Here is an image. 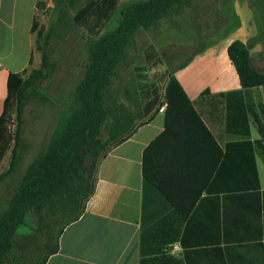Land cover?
Here are the masks:
<instances>
[{"label": "crops", "instance_id": "0c3cea01", "mask_svg": "<svg viewBox=\"0 0 264 264\" xmlns=\"http://www.w3.org/2000/svg\"><path fill=\"white\" fill-rule=\"evenodd\" d=\"M50 2L0 0V118L10 75L35 68L33 27ZM262 2L222 0L223 26L174 72L223 153L190 216L143 176L144 151L165 129L155 89L142 101L148 122L100 161L84 212L46 264H264V87L244 89L228 54L249 45L264 73Z\"/></svg>", "mask_w": 264, "mask_h": 264}, {"label": "trees", "instance_id": "16d2710c", "mask_svg": "<svg viewBox=\"0 0 264 264\" xmlns=\"http://www.w3.org/2000/svg\"><path fill=\"white\" fill-rule=\"evenodd\" d=\"M195 1L198 0H142L131 3L121 11L118 27L92 44L85 74L72 92L46 152L28 168L8 207L0 213V264H27L31 260L20 248L22 246L17 247L16 240L17 230L25 223L29 213L38 216L40 228L48 226V243L44 249L37 248L45 251L40 264H46L51 256L58 253L64 230L79 220L84 212L85 202L94 190L100 161L112 148L127 140L137 127L133 124L129 130H123L125 120L119 118L106 143H100L102 129L111 111L106 104L107 93L117 69L125 62L128 49L135 43L140 30L157 28L164 20L179 14ZM65 2L75 6L86 0H57L58 5ZM118 2L101 0L92 11L94 17L100 20L107 18ZM37 26L35 23L33 32ZM228 54L244 89L264 87V73L253 65L249 45L236 41L229 47ZM175 70L171 72L165 89V129L144 151L143 176L183 219H187L217 170L223 153L175 77ZM26 73L11 74L8 81V98L0 118V165L12 142L8 120L14 103L17 104L18 126L11 167L0 175V184L13 172L19 159L26 94L37 91L36 82L43 77L41 69L32 71L28 78H25ZM262 113L264 115V105ZM147 122L144 119L139 125ZM107 146L110 148L92 166L93 176L83 162L90 154L99 156ZM72 174L77 175L75 179L79 180L72 195L75 209L72 206L68 218H65L67 221L60 224L57 232L56 225H50L52 220L47 224L49 212L54 205L53 200L68 187L67 180ZM17 249L20 253H16Z\"/></svg>", "mask_w": 264, "mask_h": 264}, {"label": "rangeland", "instance_id": "374dc122", "mask_svg": "<svg viewBox=\"0 0 264 264\" xmlns=\"http://www.w3.org/2000/svg\"><path fill=\"white\" fill-rule=\"evenodd\" d=\"M100 1L86 0L70 6L66 2L58 5L57 0H53L49 3L50 6L40 8L38 12V26L34 32L37 62L35 68L25 74V78L38 69L43 71V77L36 82L37 91H28L26 94L22 116V140L18 147L19 159L13 172L0 184V213L8 207L28 168L46 152L61 114L85 74L90 47L100 36L117 28L121 11L136 2L119 0L107 18L100 20L92 13ZM262 3L264 4V0ZM222 26V0H198L185 6L179 14L164 20L157 28L140 30L135 43L128 49L125 62L117 69L107 93L106 104L111 111L108 122L102 129L100 143H106L110 133L117 127L119 118L125 120L126 127L123 130H129L133 124L135 127L145 119L142 101H145L149 94L143 92L142 97L140 93L149 87L140 88L138 82L153 83L158 92L164 93L171 72L202 49L210 36ZM136 68L143 70L136 71ZM143 74L145 79L138 80L137 76ZM17 126V104L14 103L8 120L12 142L0 165V175L8 172L11 167ZM109 148L105 147L99 156L90 154L85 158L84 166L93 176L95 174L92 166L100 161ZM76 176L72 174L69 177L68 187L53 200L54 205L49 212L50 219L47 224L52 220L50 225H56L57 232L60 230V224L67 221L65 218H68L67 215L74 206L73 188L79 181L75 179ZM47 228L48 226L40 228L35 213H29L25 223L18 228L17 247L22 246L20 248L31 257L30 263L27 264L41 263L45 251H39L37 248L44 249L48 243Z\"/></svg>", "mask_w": 264, "mask_h": 264}, {"label": "flooded vegetation", "instance_id": "af4514ba", "mask_svg": "<svg viewBox=\"0 0 264 264\" xmlns=\"http://www.w3.org/2000/svg\"><path fill=\"white\" fill-rule=\"evenodd\" d=\"M145 74H143L142 76H137V78H138V80L139 79H145ZM139 83V86H140V88H148L149 87V89L147 90H142L141 91V96L143 97V92H147V93H152L154 90H155V86H154V84L153 83H146V82H142V81H140V82H138Z\"/></svg>", "mask_w": 264, "mask_h": 264}, {"label": "built area", "instance_id": "2783aa9c", "mask_svg": "<svg viewBox=\"0 0 264 264\" xmlns=\"http://www.w3.org/2000/svg\"><path fill=\"white\" fill-rule=\"evenodd\" d=\"M166 106H167V105H164V106L161 108V110H162V111H165V110H166Z\"/></svg>", "mask_w": 264, "mask_h": 264}, {"label": "water", "instance_id": "95a60500", "mask_svg": "<svg viewBox=\"0 0 264 264\" xmlns=\"http://www.w3.org/2000/svg\"><path fill=\"white\" fill-rule=\"evenodd\" d=\"M138 70H143V69L142 68H140V69L139 68H136V71H138Z\"/></svg>", "mask_w": 264, "mask_h": 264}]
</instances>
